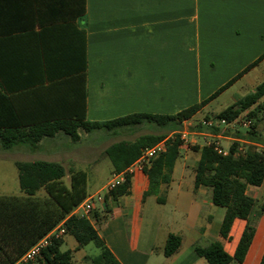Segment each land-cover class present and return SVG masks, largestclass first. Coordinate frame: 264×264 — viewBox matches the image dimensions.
I'll list each match as a JSON object with an SVG mask.
<instances>
[{
  "label": "crops",
  "instance_id": "0c3cea01",
  "mask_svg": "<svg viewBox=\"0 0 264 264\" xmlns=\"http://www.w3.org/2000/svg\"><path fill=\"white\" fill-rule=\"evenodd\" d=\"M263 54L264 0H0V126H31L59 118L103 122L137 112L176 114L237 78L183 122L180 130L189 132L174 167L164 169L156 193H147L149 179L135 161L125 171L131 177L130 193L109 201L108 216L103 215L104 198L95 201L88 217L98 237L89 243L99 253L75 257L85 245L68 249L73 264H101L111 257L122 264H150L154 252L163 253L168 264H210L195 251L201 239L221 241L234 254L246 220L234 221L230 239L221 235L226 208L213 203L210 187L195 186L200 150L194 146L216 142L227 152L230 141H238L244 153L249 141L236 134H246L253 122L264 137L259 125L264 96L250 108L257 107L253 119L220 124L218 132L201 124L212 119L207 115L220 112L264 81V58L249 67ZM223 96L226 107L211 110ZM246 121L248 126L243 125ZM153 128L157 129L151 132H164ZM127 130L133 129L111 134ZM63 138L70 137L61 132L45 137L36 147L23 146L26 157L17 161L69 158L62 162L67 168L86 170L79 165L88 160L90 151L82 140L58 150L52 140ZM189 169L194 172L193 183L184 185ZM114 173L112 165L109 180L96 191L89 190L87 179L88 196L101 192ZM250 186L254 185L247 187V193L256 199L251 222L255 234L244 261L229 264H264V183L255 186L253 195ZM152 197L161 208L173 201L187 221L181 231L168 226L161 244L145 250L139 238L147 218L139 206L145 207ZM94 209L102 220L92 217ZM171 233L180 235L182 242L166 256Z\"/></svg>",
  "mask_w": 264,
  "mask_h": 264
},
{
  "label": "trees",
  "instance_id": "16d2710c",
  "mask_svg": "<svg viewBox=\"0 0 264 264\" xmlns=\"http://www.w3.org/2000/svg\"><path fill=\"white\" fill-rule=\"evenodd\" d=\"M264 58V54L249 67ZM248 67V68H249ZM247 68V69H248ZM232 79L209 98L191 105L176 114H155L137 112L107 121H90L77 118H59L35 123L31 126H0V148L10 149L25 144L36 147L45 137H54L58 133L67 134L74 143L82 140V132L90 133L106 129L116 133L121 128L139 127L150 123L160 128L169 127L176 132L183 122L192 118L212 98L233 83ZM264 96V81L256 89L227 106L218 113L207 115L218 121L238 122L242 119H253L257 116L253 107ZM247 112L246 114H243ZM253 122L246 134L237 137L249 141L244 153L238 152L240 143L232 142L227 154L217 150V143L211 142L202 147L196 167L195 186L206 185L212 190L214 204L226 208L220 233L230 239V232L236 219L246 220V226L233 255L228 253L221 241H212L206 245H196L195 251L210 264H229L233 261L242 263L248 252L255 234L251 223L254 216L256 199L247 193L249 185L260 186L264 183V139ZM215 132L219 128L215 126ZM167 132H150L141 134L133 140L122 139L109 145L105 154L110 159L115 172H122L132 165L145 148L151 147L168 138ZM183 140L180 134L167 140L166 150L154 158L149 165L143 166L150 187L147 193H156L164 177V169H172L180 155ZM19 183L23 195H0V264H13L39 239L64 221L66 234L72 235L77 241V248L82 247L98 237V230L90 217L72 214L76 206L83 202L88 192V174L86 170L69 167L61 162L33 160L16 161ZM69 176V182L65 178ZM131 177L126 175L125 181L104 195V212H110V200L130 193ZM44 190L45 195L38 193ZM146 193V194H147ZM92 217L102 220L101 213L93 210ZM105 217V216H104ZM63 238L56 239L43 250L30 264H73L72 252L62 251ZM182 238L177 234H169L164 254L170 256L177 251ZM264 261V256H263ZM101 264H122L115 257Z\"/></svg>",
  "mask_w": 264,
  "mask_h": 264
},
{
  "label": "rangeland",
  "instance_id": "374dc122",
  "mask_svg": "<svg viewBox=\"0 0 264 264\" xmlns=\"http://www.w3.org/2000/svg\"><path fill=\"white\" fill-rule=\"evenodd\" d=\"M238 95V93H236ZM228 103V100L225 96L219 99L217 102L213 103L211 110H220L226 107L225 105ZM205 118V116H199L197 119ZM245 119V118H244ZM259 125L261 130H264V116L259 121ZM156 125H152L150 123L140 125L139 127H125L132 128L130 131H123L120 134H111L112 132L102 129L96 130L90 133L82 132V143L86 146V151H90L87 156V161L79 165L80 167H84L88 173V182H89V190H97L107 183L109 180L110 171L112 169V164L108 156L105 154V149L112 143L122 140L129 139L133 140L141 134L149 133L153 131V128ZM241 127V126H240ZM123 130V128H121ZM160 129V128H159ZM169 127L162 128L161 130L167 132L168 134L171 132L168 130ZM250 129V128H249ZM248 129V130H249ZM241 133V132H240ZM264 138V137H263ZM60 139H54L52 142H55L54 147L58 150L64 149L69 145L74 144L70 138H63V141H59ZM234 142V141H233ZM232 141H230L229 146H231ZM190 150H192L193 144L191 142L188 143ZM244 145V144H243ZM17 146H20L19 148ZM11 149H2L0 148V195H23L19 183L18 177V169L15 165L17 160L23 159L26 155H23V146H27L25 144L17 145ZM245 146V145H244ZM53 148V146L51 147ZM65 163L70 161L69 158L63 160ZM61 161V163L63 162ZM63 162V163H64ZM191 179V182H190ZM194 172L193 169H189L186 174V178L184 181V185H188L189 183H193ZM66 182H69V176L65 178ZM251 192L253 195L255 186H250ZM40 196L45 195V191L41 190L38 193ZM161 195H167V192L161 191ZM139 206V205H137ZM136 207V206H135ZM158 207L153 199H149L148 203L143 206H139L140 214L144 218H147L143 221L141 225V235L139 238V246L142 249L147 250L150 248V245H160L162 239L164 237V233L168 226H170L175 231H181L187 221L186 215L183 210L175 209V204L173 201L168 202L163 208ZM103 212V210H102ZM109 213L103 212V215L108 216ZM158 217L153 220L152 217ZM139 224L137 223V226ZM63 246L62 250L74 249L77 246V241L72 235L65 234L63 237ZM210 242L207 239H201L198 244L206 245ZM99 253V249L93 244L89 243L81 248V250L75 252V257L80 255H95ZM152 262L150 264H168L169 259L160 252H154L152 256ZM37 261V260H36ZM76 263V262H75ZM77 264V263H76Z\"/></svg>",
  "mask_w": 264,
  "mask_h": 264
},
{
  "label": "built area",
  "instance_id": "2783aa9c",
  "mask_svg": "<svg viewBox=\"0 0 264 264\" xmlns=\"http://www.w3.org/2000/svg\"><path fill=\"white\" fill-rule=\"evenodd\" d=\"M249 121H246L243 123V125L248 126ZM205 127H215L220 124H229V122H226L225 120L218 121L216 119H205L201 123ZM189 130L182 129L178 130L176 132H172L171 135L158 142L157 144L145 148L140 155V157L136 160L137 163L141 164L142 166L149 165L151 161L156 158L160 153L164 152L167 147V140L169 138H174L175 134L179 133L181 139L186 138L187 133ZM217 150L220 153L227 154L229 151H225L219 146L217 147ZM238 151L242 152L244 151L243 147H238ZM126 170L122 172H115L112 176V180L109 182L107 186L101 191L94 195L88 196L83 202H81L78 206L74 208L72 211V214L78 215V216H85L88 217L89 213L92 211L95 201H102L104 198V194L115 188L118 184H121L125 181L127 173ZM66 234V228L64 226V221L59 223L55 228H53L51 231H49L46 235H44L41 239H39L35 244H33L26 252L16 260L13 264H30L34 262L39 256H41L43 250H45L48 246H50L54 240L63 238Z\"/></svg>",
  "mask_w": 264,
  "mask_h": 264
}]
</instances>
